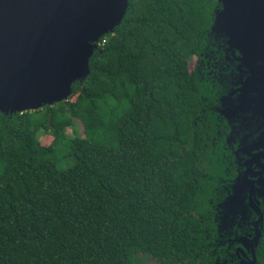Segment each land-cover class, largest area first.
I'll return each mask as SVG.
<instances>
[{
  "label": "trees",
  "instance_id": "trees-1",
  "mask_svg": "<svg viewBox=\"0 0 264 264\" xmlns=\"http://www.w3.org/2000/svg\"><path fill=\"white\" fill-rule=\"evenodd\" d=\"M216 3L129 0L67 100L0 113V264H212L231 170L199 66ZM64 137L73 164L61 170Z\"/></svg>",
  "mask_w": 264,
  "mask_h": 264
},
{
  "label": "water",
  "instance_id": "water-1",
  "mask_svg": "<svg viewBox=\"0 0 264 264\" xmlns=\"http://www.w3.org/2000/svg\"><path fill=\"white\" fill-rule=\"evenodd\" d=\"M128 4L0 0V113L67 100L73 83L90 74L100 39L124 20ZM206 33V46L218 56L216 80L226 89L215 110L230 126L226 143L239 167L228 194L216 204V231L219 237L230 235L255 217L252 237L232 239L250 253L240 264H255L264 202V0H217Z\"/></svg>",
  "mask_w": 264,
  "mask_h": 264
},
{
  "label": "flooded vegetation",
  "instance_id": "flooded-vegetation-1",
  "mask_svg": "<svg viewBox=\"0 0 264 264\" xmlns=\"http://www.w3.org/2000/svg\"><path fill=\"white\" fill-rule=\"evenodd\" d=\"M214 51L215 50L213 46L211 47L206 46L202 53L204 60L201 61L199 66L203 70H205L204 72L202 71L203 72V74H201L202 78L204 76L205 77L213 76L212 80L208 78L207 80H210V82L212 83V84L210 83V87L212 90L210 94H213L214 96L209 98H203L206 102L205 107L208 108L210 111H212L210 113H215L212 115V117H215L219 122L225 121V123L223 124V129L227 130V132L225 131V133L223 134L220 132V126L217 125V132L216 134H214V136L211 139L212 145L215 143V141H220L221 139H223L224 146L228 151V152L226 151L227 154L226 161L228 162V166L230 167L231 170L230 172L228 171L227 173L228 176L221 179V183H223L222 190H219L217 192V199H220V201H222L224 197L228 194L230 183L234 180L235 176L237 175V169L239 167L236 164L235 156L232 153L233 147H231L228 143H226L227 135L230 132V126L227 124V121L223 119L222 116H219L215 110V107L218 104L219 97L225 92L226 89L225 87H220L221 90L218 89L214 90L215 83L219 85L216 80V77L219 73V69L217 68L218 56L215 54ZM199 73H201V70H199ZM226 83L230 84V81H227ZM254 220L255 217H252L251 221L244 229H236L235 231L231 232L230 235L227 236H222V237L216 236L214 242L212 241V243H209L208 246L211 249L210 255L214 258L212 264H240L241 259L247 260V258L250 257V253L247 252V249L239 245L236 241L234 242L232 239L235 238V235H239V234H245L246 236L252 237V235L254 234V229L252 225V223L254 224L253 222ZM240 247L242 248L243 252L238 250L236 251V249Z\"/></svg>",
  "mask_w": 264,
  "mask_h": 264
},
{
  "label": "rangeland",
  "instance_id": "rangeland-1",
  "mask_svg": "<svg viewBox=\"0 0 264 264\" xmlns=\"http://www.w3.org/2000/svg\"><path fill=\"white\" fill-rule=\"evenodd\" d=\"M75 129L78 131V133L82 132V126L78 121H75ZM66 133L69 136H72V130L70 128L66 129ZM69 154L68 148L66 145V139L64 137V140L61 141L59 144L57 150H56V163L57 167L61 170L66 169L70 167L73 164V161L70 159V157H67ZM142 257V256H141ZM157 260L154 258H151L150 256H143L142 261L139 264H157Z\"/></svg>",
  "mask_w": 264,
  "mask_h": 264
}]
</instances>
